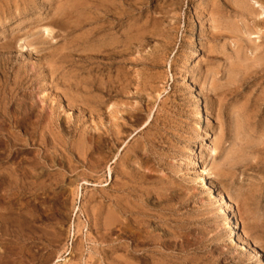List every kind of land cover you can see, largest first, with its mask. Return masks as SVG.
I'll return each instance as SVG.
<instances>
[{
  "label": "rangeland",
  "instance_id": "obj_1",
  "mask_svg": "<svg viewBox=\"0 0 264 264\" xmlns=\"http://www.w3.org/2000/svg\"><path fill=\"white\" fill-rule=\"evenodd\" d=\"M244 1L0 0V264H264Z\"/></svg>",
  "mask_w": 264,
  "mask_h": 264
},
{
  "label": "bare ground",
  "instance_id": "obj_2",
  "mask_svg": "<svg viewBox=\"0 0 264 264\" xmlns=\"http://www.w3.org/2000/svg\"><path fill=\"white\" fill-rule=\"evenodd\" d=\"M64 1V0H63ZM244 1V0H243ZM246 1V0H245ZM244 1V2H245ZM252 3H251V5L248 7V8H244V7H242L241 9L240 8H238L239 9V11L241 10V13H244V14H249V15H252V16H255V21L256 20H259V19H263L264 18V11H263V13H259V8L262 6L261 5V3L259 2V0H253V1H251ZM247 3V2H246ZM249 4V3H248ZM238 6H239V4H237ZM244 6H246V5H244ZM241 7V6H240ZM109 8V7H108ZM59 9V8H58ZM108 10V9H107ZM262 12V11H261ZM97 13V12H96ZM99 13V12H98ZM97 13V14H98ZM62 16V15H61ZM248 16V15H247ZM221 18H223L222 16H220ZM57 19V18H56ZM53 21V20H52ZM61 21V20H60ZM70 21V20H69ZM86 22V21H85ZM221 24H223V22H221ZM113 28V27H112ZM73 29V28H72ZM88 34V33H87ZM85 35V34H84ZM87 36V35H86ZM73 53V52H72ZM117 57V56H116ZM248 81V80H247ZM106 95H108L109 97H111V93H106ZM106 97V96H105ZM264 101V100H263ZM139 102V101H138ZM52 104V103H51ZM142 106V105H141ZM144 109V108H143ZM109 112V111H108ZM115 113V112H114ZM110 114V113H109ZM116 117V116H115ZM66 118V117H65ZM71 120V119H70ZM70 122V121H69ZM118 123V122H117ZM142 126V125H141ZM64 127V126H63ZM80 127V126H79ZM114 128V127H113ZM122 128V127H121ZM113 130V129H112ZM111 130V131H112ZM105 131V130H104ZM126 133V132H125ZM128 134H129V132H128ZM104 135V134H103ZM82 136V135H81ZM115 138V137H114ZM107 141V140H106ZM246 142V141H245ZM140 148H141V146H140ZM112 151V150H111ZM241 153V152H240ZM264 160V159H263ZM262 162H264V161H262ZM259 165V164H258ZM261 165V164H260ZM263 165V164H262ZM128 177V176H127ZM221 196V195H220ZM106 198V197H105ZM124 199V198H123ZM229 200V199H228ZM107 205V204H106ZM109 207V206H108ZM111 207V206H110ZM133 210V209H132ZM131 210V211H132ZM125 213V212H124ZM119 214V213H118ZM111 216V215H110ZM105 225H106V223H105ZM104 247V246H103ZM260 253V252H259ZM124 257V256H123ZM130 257V256H129Z\"/></svg>",
  "mask_w": 264,
  "mask_h": 264
},
{
  "label": "built area",
  "instance_id": "obj_3",
  "mask_svg": "<svg viewBox=\"0 0 264 264\" xmlns=\"http://www.w3.org/2000/svg\"><path fill=\"white\" fill-rule=\"evenodd\" d=\"M79 210V207H77V210H76V212Z\"/></svg>",
  "mask_w": 264,
  "mask_h": 264
}]
</instances>
